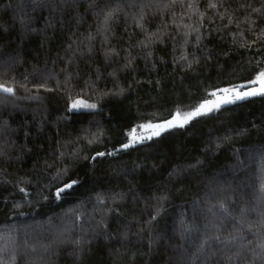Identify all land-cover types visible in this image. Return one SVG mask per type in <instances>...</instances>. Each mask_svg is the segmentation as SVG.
I'll return each mask as SVG.
<instances>
[{"label":"trees","instance_id":"16d2710c","mask_svg":"<svg viewBox=\"0 0 264 264\" xmlns=\"http://www.w3.org/2000/svg\"><path fill=\"white\" fill-rule=\"evenodd\" d=\"M260 72L264 0H0V264H264V94L138 127Z\"/></svg>","mask_w":264,"mask_h":264},{"label":"snow or ice","instance_id":"6c2138e0","mask_svg":"<svg viewBox=\"0 0 264 264\" xmlns=\"http://www.w3.org/2000/svg\"><path fill=\"white\" fill-rule=\"evenodd\" d=\"M251 85L259 84V87H251L247 91H241L240 88H246L247 85H241L239 87H232V88H225L221 89L220 91L224 93V95L217 96L215 100L205 101L204 103L200 104L199 107H197L194 111L186 113L181 115L179 111L176 112V114L173 116L171 120L165 121L163 124H145L140 125L138 127L142 129H148L152 130L153 135H159L161 131H163L165 128H171L173 126L179 125L183 126L184 124L188 123L190 120H192L194 117L199 116L203 113L209 112L213 110L214 108H219V106L223 103H230L234 102L238 99H243L245 97L254 96L257 94H264V72H260L259 75L256 77L255 80H252L249 82ZM0 91H3L5 93H13V88L11 87H5L3 85H0ZM213 96H216V93L212 94ZM71 107L73 109H79V108H95L96 105L94 104H88L87 102L83 100H74L71 104ZM131 138L130 143H136L144 139L143 136L137 135L136 129L133 128L131 132L128 134ZM151 138V137H148ZM124 148L129 147V144L123 145ZM97 155H104V153H97ZM75 181H72V183L66 184L64 186V189H59L56 192V196L59 197L60 193L64 191L67 188H71L73 184H75ZM262 252L257 253V256H260L261 258H264V244L259 245Z\"/></svg>","mask_w":264,"mask_h":264},{"label":"rangeland","instance_id":"374dc122","mask_svg":"<svg viewBox=\"0 0 264 264\" xmlns=\"http://www.w3.org/2000/svg\"><path fill=\"white\" fill-rule=\"evenodd\" d=\"M79 100H81V99H79ZM83 101H85V100H83ZM85 102H87L88 104H94V103H91V102H88V101H85ZM94 105H96V104H94ZM97 108H98V106L96 105L95 108H79V109H77V110H81V109L95 110V109H97Z\"/></svg>","mask_w":264,"mask_h":264}]
</instances>
